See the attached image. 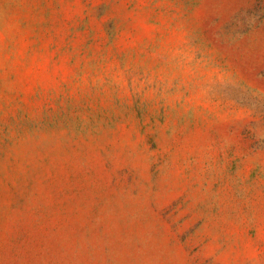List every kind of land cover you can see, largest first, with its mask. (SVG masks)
Wrapping results in <instances>:
<instances>
[{
    "label": "rangeland",
    "instance_id": "rangeland-1",
    "mask_svg": "<svg viewBox=\"0 0 264 264\" xmlns=\"http://www.w3.org/2000/svg\"><path fill=\"white\" fill-rule=\"evenodd\" d=\"M0 264H264V0H0Z\"/></svg>",
    "mask_w": 264,
    "mask_h": 264
}]
</instances>
